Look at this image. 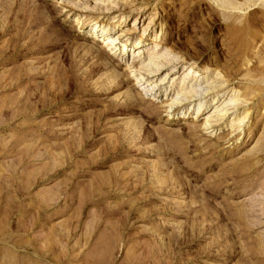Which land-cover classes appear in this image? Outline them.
Segmentation results:
<instances>
[{
	"label": "rangeland",
	"instance_id": "rangeland-1",
	"mask_svg": "<svg viewBox=\"0 0 264 264\" xmlns=\"http://www.w3.org/2000/svg\"><path fill=\"white\" fill-rule=\"evenodd\" d=\"M0 264H264V0H0Z\"/></svg>",
	"mask_w": 264,
	"mask_h": 264
},
{
	"label": "bare ground",
	"instance_id": "bare-ground-1",
	"mask_svg": "<svg viewBox=\"0 0 264 264\" xmlns=\"http://www.w3.org/2000/svg\"><path fill=\"white\" fill-rule=\"evenodd\" d=\"M105 41H106V45H107V46H114L115 44H118V39L115 38V36H113V35H109V36H107L106 39H105ZM132 73L134 74V73H136V72H133V71H132ZM139 76H140V75H139ZM134 78L139 79L138 76H136V77H134ZM140 81H142V80H140ZM136 84H137V83H136ZM144 85L148 86L149 84H147V82H145ZM173 101H174V100H173ZM172 105H173V104H172Z\"/></svg>",
	"mask_w": 264,
	"mask_h": 264
}]
</instances>
